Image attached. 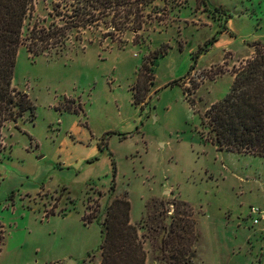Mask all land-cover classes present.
<instances>
[{
    "label": "rangeland",
    "instance_id": "rangeland-1",
    "mask_svg": "<svg viewBox=\"0 0 264 264\" xmlns=\"http://www.w3.org/2000/svg\"><path fill=\"white\" fill-rule=\"evenodd\" d=\"M54 4L35 2L25 38L51 23ZM216 8L225 15L214 17ZM134 9L112 37L100 25L60 55V47L43 56L21 47L14 86L34 109L3 131L0 264H101L102 227L85 217H102L116 197L130 200L134 224L161 202L169 215L173 203H189L195 264H264V221L251 218L264 207V158L218 149L203 125L256 56L252 44L264 43V0ZM139 77L145 105L134 102ZM147 248V264H156Z\"/></svg>",
    "mask_w": 264,
    "mask_h": 264
},
{
    "label": "trees",
    "instance_id": "trees-1",
    "mask_svg": "<svg viewBox=\"0 0 264 264\" xmlns=\"http://www.w3.org/2000/svg\"><path fill=\"white\" fill-rule=\"evenodd\" d=\"M36 1L0 0V162L5 149L4 129L10 123L18 124L34 109L28 94L14 86L21 47L28 45L34 56L49 54L60 47L55 52L60 55L72 38L81 42L79 35L83 31L100 25L108 32L106 38L112 37L119 25L131 24L129 17L138 13L134 12L135 5L148 6L156 0H142L143 4L139 0H54L49 14L51 23L35 26L25 38V23ZM214 14V17L225 15V11L216 8ZM137 30H141V25ZM252 47L256 49V56L234 72L230 93L207 110L203 125L208 130L207 139L218 149L264 158V43L258 41ZM155 59L151 60L149 68L154 77ZM139 81L140 77L134 89V102L145 105V96L139 94ZM112 192H115L114 186ZM189 205L186 201L175 202L172 204L175 209L169 215L171 211L161 202L154 213L148 208L142 222L134 224L130 200L116 197L107 204L102 217L90 221L86 215L88 223L96 221L103 230L101 264H147L150 259L147 245L152 246L151 259L156 264H195L199 238L197 221Z\"/></svg>",
    "mask_w": 264,
    "mask_h": 264
},
{
    "label": "built area",
    "instance_id": "built-area-1",
    "mask_svg": "<svg viewBox=\"0 0 264 264\" xmlns=\"http://www.w3.org/2000/svg\"><path fill=\"white\" fill-rule=\"evenodd\" d=\"M251 218H252L253 224L255 226H258L260 223H262L264 221V207H262V208H257V207L252 208L251 209ZM262 231H264V229H262Z\"/></svg>",
    "mask_w": 264,
    "mask_h": 264
},
{
    "label": "crops",
    "instance_id": "crops-1",
    "mask_svg": "<svg viewBox=\"0 0 264 264\" xmlns=\"http://www.w3.org/2000/svg\"><path fill=\"white\" fill-rule=\"evenodd\" d=\"M210 21H211V18H210L209 22H207L206 25H209V26H215V25H213L212 22H210ZM262 43H263V42H262ZM252 55H253V52H252L247 58H245V59H243V60H247L248 58H251Z\"/></svg>",
    "mask_w": 264,
    "mask_h": 264
}]
</instances>
